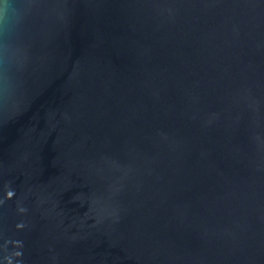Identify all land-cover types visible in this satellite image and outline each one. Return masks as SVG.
I'll return each mask as SVG.
<instances>
[{
  "label": "water",
  "instance_id": "obj_1",
  "mask_svg": "<svg viewBox=\"0 0 264 264\" xmlns=\"http://www.w3.org/2000/svg\"><path fill=\"white\" fill-rule=\"evenodd\" d=\"M10 2L0 264H264V0Z\"/></svg>",
  "mask_w": 264,
  "mask_h": 264
},
{
  "label": "clouds",
  "instance_id": "obj_2",
  "mask_svg": "<svg viewBox=\"0 0 264 264\" xmlns=\"http://www.w3.org/2000/svg\"><path fill=\"white\" fill-rule=\"evenodd\" d=\"M12 3L10 2V0H5V3L2 5V10H0V20L6 19V12L8 7L11 5Z\"/></svg>",
  "mask_w": 264,
  "mask_h": 264
}]
</instances>
